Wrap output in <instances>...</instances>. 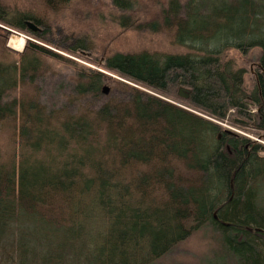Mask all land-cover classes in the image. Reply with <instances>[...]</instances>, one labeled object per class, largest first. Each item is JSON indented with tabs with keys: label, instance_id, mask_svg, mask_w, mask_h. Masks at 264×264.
Instances as JSON below:
<instances>
[{
	"label": "trees",
	"instance_id": "16d2710c",
	"mask_svg": "<svg viewBox=\"0 0 264 264\" xmlns=\"http://www.w3.org/2000/svg\"><path fill=\"white\" fill-rule=\"evenodd\" d=\"M38 1L57 12L72 0ZM208 1L159 9L183 53H114L92 70L27 41L18 65L0 61V128L12 136L0 153V264H155L207 225L231 264H264V147L220 125L264 142V0ZM0 16V37L49 44L40 15L8 20L0 4ZM254 48L247 90L226 52ZM46 62L73 69L66 102L37 93Z\"/></svg>",
	"mask_w": 264,
	"mask_h": 264
},
{
	"label": "rangeland",
	"instance_id": "374dc122",
	"mask_svg": "<svg viewBox=\"0 0 264 264\" xmlns=\"http://www.w3.org/2000/svg\"><path fill=\"white\" fill-rule=\"evenodd\" d=\"M129 3L130 10H121L115 0H72L68 6L57 11L46 10L38 0H0L2 9L8 20L14 14L31 12L40 15L47 34L42 38L49 44H43L30 36L6 28L8 35L0 37V61L18 65L17 55L21 53L27 41L43 46L54 53L73 61L75 67L99 70L104 59L114 53L135 54L148 52L153 54L183 53L184 50L172 44L170 32L162 30L158 17L159 9L167 0H120ZM182 3L186 0H179ZM198 1V0H197ZM217 1V0H209ZM208 1V2H209ZM222 0H219L221 2ZM127 20L128 27L120 25V19ZM2 27V26H0ZM5 28V27H4ZM3 35V34H2ZM5 37L7 39L5 40ZM13 37L23 40L20 50L10 44ZM79 41L84 50L70 55L63 49H72ZM5 49L12 52L7 60ZM259 49H251L246 55L235 50L226 52V59L234 62L237 69H243V82L247 90L253 87V74L257 65ZM17 62V63H16ZM103 73H107L101 70ZM113 81H121L111 73H107ZM74 75L73 69L56 62H46L44 72L35 79L37 93L41 99L49 98L59 104L69 98V83ZM110 90L109 82L103 84ZM33 88H27L30 94ZM18 89L13 95H20ZM178 93V91H177ZM178 96V95H177ZM179 98V97H178ZM174 102V101H170ZM182 107V106H181ZM253 112V111H252ZM226 131L241 135L254 144L264 147V142L252 133L250 126L240 130L226 123H220ZM5 129V128H4ZM0 128V153L7 158L12 153L11 133ZM264 190V188H263ZM155 264H231L226 258L218 235L211 226H203L183 243L177 245L168 255Z\"/></svg>",
	"mask_w": 264,
	"mask_h": 264
},
{
	"label": "water",
	"instance_id": "95a60500",
	"mask_svg": "<svg viewBox=\"0 0 264 264\" xmlns=\"http://www.w3.org/2000/svg\"><path fill=\"white\" fill-rule=\"evenodd\" d=\"M0 18H1V16H0ZM24 25L32 33H38L41 31V29L31 21H26L24 23ZM101 94L103 96H107L109 94V89L106 86L102 87L101 88ZM189 94H190V91L187 89H184V88H180L178 91V97L182 100H188Z\"/></svg>",
	"mask_w": 264,
	"mask_h": 264
},
{
	"label": "bare ground",
	"instance_id": "6f19581e",
	"mask_svg": "<svg viewBox=\"0 0 264 264\" xmlns=\"http://www.w3.org/2000/svg\"><path fill=\"white\" fill-rule=\"evenodd\" d=\"M10 44L12 47H14L17 50H20L23 46V40H21L19 37H13V39L10 41ZM179 91V90H178ZM178 95V93H177Z\"/></svg>",
	"mask_w": 264,
	"mask_h": 264
}]
</instances>
